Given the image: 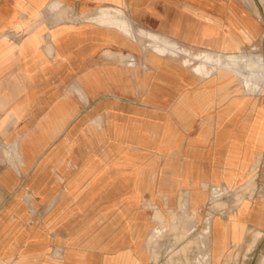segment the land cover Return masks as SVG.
<instances>
[{
  "label": "crops",
  "instance_id": "0c3cea01",
  "mask_svg": "<svg viewBox=\"0 0 264 264\" xmlns=\"http://www.w3.org/2000/svg\"><path fill=\"white\" fill-rule=\"evenodd\" d=\"M260 7L264 0H0V264H58L57 240L27 222L25 195L42 206L61 182L68 197L79 181L82 212L98 198V212L113 208L121 230L150 228L157 204L164 219L199 215L184 222L197 234L178 262L264 264V78L246 85L218 68L192 93L180 55L259 43L264 60ZM102 8L120 10L126 25ZM140 28L176 43L178 57L153 52ZM82 245L83 264L150 261L133 236Z\"/></svg>",
  "mask_w": 264,
  "mask_h": 264
},
{
  "label": "rangeland",
  "instance_id": "374dc122",
  "mask_svg": "<svg viewBox=\"0 0 264 264\" xmlns=\"http://www.w3.org/2000/svg\"><path fill=\"white\" fill-rule=\"evenodd\" d=\"M257 9V5L254 6ZM261 14L264 15L263 8L260 7ZM101 14L106 16L108 20H113L117 24H126L125 18L122 12L115 8H102L100 10ZM142 39L140 42L148 45L150 49L160 55H165L166 58H176L178 57V52L174 50L176 43L172 40L160 36L151 31L140 28L139 32ZM225 53L213 52V51H199L193 49H186L180 53L183 57L181 62L186 68L182 72L186 73L190 82L188 84V89L192 90L194 93L204 81V78H209L213 72H209V68L212 63H214L213 55H222ZM236 55H247L253 61L252 69L254 72H261L264 69V60L262 58V47L259 43L250 45L240 53H230ZM143 68H147L145 63L141 64ZM261 66V71L259 67ZM198 71H195V69ZM231 77L241 78L238 74L234 72H229ZM203 81H200L202 80ZM247 87V86H246ZM237 88V86H236ZM253 89V88H252ZM253 90H250L252 92ZM111 169L113 174L114 167L107 166ZM97 175V172L94 173ZM87 182L79 181L75 187L74 194L72 196L66 197L68 194V189L65 186V182H61L60 189L56 193L52 201L44 204L42 206L34 205L26 195V206L29 212V217L27 222L41 224L48 238L57 240L58 245L53 246L51 253L54 255L55 259L58 260V264H83L82 256L83 249L88 247H83L82 243L87 239L90 240V248L93 250H98L97 245L99 239L104 238H126V237H137L139 238V252L144 256L145 259L150 260L149 264H186L178 262L180 254L189 253L193 246L189 243L195 240L197 231L184 230V222H194L195 216L199 218V215L195 212H187L186 216L180 217L177 213L165 215L163 218L161 209L155 205L154 206V221L150 228L144 227L143 229L134 230H121L119 229L118 218L116 219V214L113 208L108 211L107 214L101 215L98 212L99 199H91L90 202V213L82 212L83 205V190L86 188ZM214 189H225L230 188L225 185L216 184L213 186ZM107 202H113V199H106ZM148 199L146 195L139 198L138 206L142 211L147 210ZM114 203H111L113 207ZM58 212L51 213L53 210L57 209ZM152 207V205L150 206ZM89 220L87 225L84 221ZM193 224V223H192ZM207 229L205 228L204 233ZM66 243H74V245L67 246ZM188 245H187V244ZM73 254L75 261H67L68 255ZM200 263V261H196ZM11 264H18L17 261H12Z\"/></svg>",
  "mask_w": 264,
  "mask_h": 264
},
{
  "label": "bare ground",
  "instance_id": "6f19581e",
  "mask_svg": "<svg viewBox=\"0 0 264 264\" xmlns=\"http://www.w3.org/2000/svg\"><path fill=\"white\" fill-rule=\"evenodd\" d=\"M113 24H117V22L113 20H108ZM126 24L123 23L122 26ZM139 39H142L140 33H138ZM214 63H212L211 67L209 68V72H214L218 68H226L231 72H234L239 75L243 79L246 85L252 84L253 81H257L264 78V69L261 72H254L252 69L253 61H251L250 57L245 55H236L225 53L222 55H213ZM195 71H198L196 68Z\"/></svg>",
  "mask_w": 264,
  "mask_h": 264
}]
</instances>
